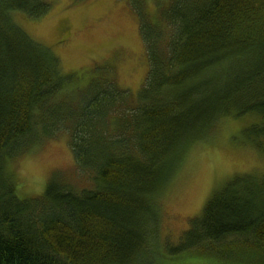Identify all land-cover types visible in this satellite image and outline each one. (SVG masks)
I'll use <instances>...</instances> for the list:
<instances>
[{"label": "trees", "instance_id": "trees-1", "mask_svg": "<svg viewBox=\"0 0 264 264\" xmlns=\"http://www.w3.org/2000/svg\"><path fill=\"white\" fill-rule=\"evenodd\" d=\"M125 1L148 65L136 95L109 75L68 94L59 60L12 17L40 18L49 1L0 0V264L158 262V199L192 145L229 114L259 116L264 138V0H167L153 24L144 0ZM59 133L90 187L52 180L19 199L6 162ZM234 243L264 251V177L215 190L169 253Z\"/></svg>", "mask_w": 264, "mask_h": 264}, {"label": "rangeland", "instance_id": "rangeland-1", "mask_svg": "<svg viewBox=\"0 0 264 264\" xmlns=\"http://www.w3.org/2000/svg\"><path fill=\"white\" fill-rule=\"evenodd\" d=\"M48 1L50 8L40 18L22 13L12 17L32 41L59 60L62 74L71 77L67 93L109 75L119 88L136 95L148 69L137 12L125 0ZM160 2L167 0H144L142 13L150 24L158 21ZM160 24L166 28L164 17ZM259 123L256 115L223 116L184 155L158 199L160 260L147 264H264V251L245 243L209 250V255L169 253L215 190L235 176L264 177V138L251 132ZM5 169L23 200L41 195L52 180L77 192L91 185L88 173L78 170L64 133L41 140L7 161Z\"/></svg>", "mask_w": 264, "mask_h": 264}]
</instances>
